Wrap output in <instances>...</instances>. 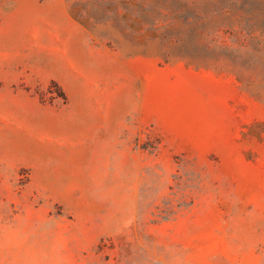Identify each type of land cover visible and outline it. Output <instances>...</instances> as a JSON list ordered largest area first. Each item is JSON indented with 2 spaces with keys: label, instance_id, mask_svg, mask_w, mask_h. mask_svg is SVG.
Wrapping results in <instances>:
<instances>
[{
  "label": "rangeland",
  "instance_id": "rangeland-1",
  "mask_svg": "<svg viewBox=\"0 0 264 264\" xmlns=\"http://www.w3.org/2000/svg\"><path fill=\"white\" fill-rule=\"evenodd\" d=\"M0 264H264V0H0Z\"/></svg>",
  "mask_w": 264,
  "mask_h": 264
}]
</instances>
